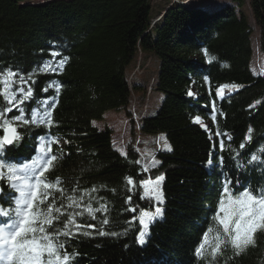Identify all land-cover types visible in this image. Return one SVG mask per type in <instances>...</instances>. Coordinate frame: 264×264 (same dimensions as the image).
<instances>
[{
  "label": "trees",
  "instance_id": "trees-1",
  "mask_svg": "<svg viewBox=\"0 0 264 264\" xmlns=\"http://www.w3.org/2000/svg\"><path fill=\"white\" fill-rule=\"evenodd\" d=\"M32 1L0 0V229L12 230L0 264H264V71L252 40L257 27L264 69V0H249L251 14L244 0L173 2L152 27V0ZM138 51L158 60L161 100L133 133L168 143L149 173L162 175V207L142 244L147 173L132 143L122 154L92 124L129 115L131 91L143 99ZM8 123L18 135L6 146ZM39 146L19 207L10 181Z\"/></svg>",
  "mask_w": 264,
  "mask_h": 264
},
{
  "label": "rangeland",
  "instance_id": "rangeland-1",
  "mask_svg": "<svg viewBox=\"0 0 264 264\" xmlns=\"http://www.w3.org/2000/svg\"><path fill=\"white\" fill-rule=\"evenodd\" d=\"M44 0H34L32 2H43ZM152 20L151 25L152 27L154 23L160 19V17L164 13V8L170 5L173 2L183 3L187 5H201V6H209V5H220V4H235L232 0H152ZM243 8L246 12L250 13V6L249 0H244ZM258 28L255 27L253 30L252 40H253V48H254V65L260 70L264 71L262 63L263 58L260 54V47H259V34ZM145 54V53H144ZM140 51H138V58L140 64L135 66L131 73L141 75L147 79L146 85V93L143 96V99L140 100L135 91H131V102L130 108L131 112L128 115L122 110H108L106 111L101 119L93 120L92 124L97 126L98 128H108L111 131V141L114 143L115 147L118 151L122 154L126 151V146L128 143H132L137 148V153L140 158L141 167L146 172V168L153 167L157 159L153 157L155 143L158 141L162 144L163 148H166L168 143L166 138L162 134H155V133H146V132H138L135 130L133 133V129H136L137 123L139 122L140 118H142L147 112H151L154 110L155 107L159 105V101L161 100V94L155 91V78L156 72L158 69V60L156 57L152 56L151 54L147 55L146 57ZM145 58V61H143ZM143 61V64L141 62ZM134 76V75H133ZM6 81V79L4 78ZM145 80V79H144ZM4 81V82H5ZM146 81V80H145ZM8 87V85H7ZM230 87L221 86L218 88L217 93L218 95H224L228 91H230ZM203 125L208 124L203 119H198ZM133 124L136 127L132 126ZM5 125H10L5 124ZM137 143V144H136ZM139 143V144H138ZM156 149V148H155ZM43 153L41 152V146H39V150L36 156V159L32 162H28L23 166L19 167L18 170L22 177L11 179L10 185L13 186L18 192V200L20 202L26 201V193L29 191V179L28 173L30 170L37 167L42 158ZM148 173V172H147ZM162 176L158 177L157 179H148L145 182H142V191L143 193H151L155 201L161 200L160 196V187ZM154 202V208L157 210L159 208L158 202L157 204ZM155 214L159 213V209L156 211ZM149 214L144 213L141 217V221L145 223ZM147 234L145 233V236ZM143 236V235H142ZM139 238V237H138Z\"/></svg>",
  "mask_w": 264,
  "mask_h": 264
},
{
  "label": "bare ground",
  "instance_id": "bare-ground-1",
  "mask_svg": "<svg viewBox=\"0 0 264 264\" xmlns=\"http://www.w3.org/2000/svg\"><path fill=\"white\" fill-rule=\"evenodd\" d=\"M45 1V0H44ZM17 131H18V129H17ZM46 139H47V137H45ZM55 139H57V143H59V145H61V147H62V145H63V143H64V140H63V138H57V137H54ZM16 139H17V136H16ZM15 139V140H16ZM48 139H50V138H48ZM44 141H42L41 143H43ZM137 144V143H136ZM139 144V143H138ZM115 146V145H114ZM137 146V145H136ZM136 146H134L135 147V149H136V151H137V148H136ZM162 147V145H161V143H159L158 141L155 143V147H154V152H156L157 150H160V149H162L161 148ZM41 148H42V146H41ZM116 148V147H115ZM156 148V149H155ZM153 157L154 158H156V153H153ZM42 158V157H41ZM150 170H151V167L149 168V166H148V168H146V172L145 173H147V177L145 178V179H143V181L142 182H145L146 180H148V179H157L158 177H160V176H162V175H157V176H155V177H152V176H150L149 175V173H150ZM159 181H161V183H162V181L163 180H159ZM234 181V180H233ZM142 182H141V184H142ZM234 183H239V184H241V188H243L244 190H247V189H253V188H251L250 187V184H248L246 181H244V180H235L234 181ZM225 186H229L230 185V183H223ZM229 184V185H228ZM231 189H233L232 190V192H235L236 191V189L235 188H231ZM257 189H259V188H257ZM261 189V188H260ZM256 190V189H255ZM17 191V190H16ZM162 191H161V189H160V196H161V200H158V201H155L154 200V198H153V195L151 194V193H146V195L149 197V198H151L153 201H155V203L157 204V202H158V206H159V210H161V207H162V205H161V203H162V193H161ZM258 192H260L262 195H264V189H261V190H259ZM27 199H28V197H27ZM17 203H18V205H19V207H24V206H26L27 205V203L26 202H20L19 200L17 201ZM234 204V206H237L235 203H233ZM255 204H258V206L257 205H255ZM255 204H253V205H255V206H257L256 208H257V210L259 211L260 209H261V205H263L264 203H261L260 204V200L258 201V202H256ZM238 206L239 207H241V208H247V206H245V205H243V204H238ZM157 209V210H158ZM155 208L153 207L152 209H146V206H140L139 208H138V210H135L134 212H135V218H137L138 219V222H136V224L138 225V228H139V235H138V239H137V242H138V244H142L143 242H144V240H145V237L147 236H145V233L147 234V232H149V228H150V226H151V224L155 221V219L156 218H158V217H160V211H159V213H157V214H155ZM156 210V211H157ZM144 213H147V214H149V216H151V218L150 217H148L147 218V221L145 222V223H143L142 221H141V217L143 216V214ZM259 213V212H258ZM51 214H53V213H51ZM10 235L12 236V231L10 232ZM143 235V236H142ZM1 239H2V242H1V240H0V253L1 254H6L7 252H8V249L10 248V246L9 247H7V244H8V242H9V240L5 237V234L3 233V235L1 236ZM2 243H3V245H2Z\"/></svg>",
  "mask_w": 264,
  "mask_h": 264
},
{
  "label": "water",
  "instance_id": "water-1",
  "mask_svg": "<svg viewBox=\"0 0 264 264\" xmlns=\"http://www.w3.org/2000/svg\"><path fill=\"white\" fill-rule=\"evenodd\" d=\"M17 135V128L14 125H7L3 128L2 141L5 145L12 144Z\"/></svg>",
  "mask_w": 264,
  "mask_h": 264
}]
</instances>
